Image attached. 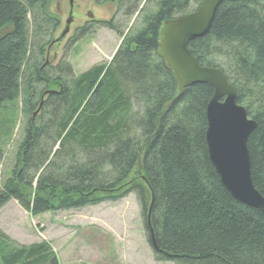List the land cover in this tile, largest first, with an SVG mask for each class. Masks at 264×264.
<instances>
[{
  "label": "trees",
  "instance_id": "16d2710c",
  "mask_svg": "<svg viewBox=\"0 0 264 264\" xmlns=\"http://www.w3.org/2000/svg\"><path fill=\"white\" fill-rule=\"evenodd\" d=\"M93 1L114 5L110 19L94 23L120 36L118 19L138 13L141 24L109 63L75 74L64 59L45 58L59 24L50 0H0V136L9 137L3 121L18 100L24 122L0 207L13 199L40 215L135 193L156 260L264 264V212L223 187L208 155L213 89L180 92L157 53L161 25L202 0ZM188 48L201 66L224 72L257 123L247 144L264 196V0L225 1ZM0 264L59 262L49 242L20 244L0 229Z\"/></svg>",
  "mask_w": 264,
  "mask_h": 264
},
{
  "label": "rangeland",
  "instance_id": "374dc122",
  "mask_svg": "<svg viewBox=\"0 0 264 264\" xmlns=\"http://www.w3.org/2000/svg\"><path fill=\"white\" fill-rule=\"evenodd\" d=\"M50 1L59 20L53 33V38H56L66 27L71 6L70 0ZM109 4L96 5L93 0H73L74 18L64 39L46 49L48 63L57 64L64 59L72 65L75 74L94 65L108 63L122 37L94 21L111 17L109 8H114V5ZM195 7L194 2L189 9ZM89 12L92 17L88 16ZM118 21L122 28L125 27L124 33L137 29L141 24L136 13ZM83 27L86 31L78 37ZM13 109L16 116L3 121V129L9 137L0 136V187L14 166L15 153L24 134L20 100L14 103ZM0 228L20 244L42 240L49 242L59 264H172L155 259L134 193L116 201L47 211L40 215H32L12 199L0 207Z\"/></svg>",
  "mask_w": 264,
  "mask_h": 264
},
{
  "label": "water",
  "instance_id": "95a60500",
  "mask_svg": "<svg viewBox=\"0 0 264 264\" xmlns=\"http://www.w3.org/2000/svg\"><path fill=\"white\" fill-rule=\"evenodd\" d=\"M225 1L202 0L194 12L164 22L158 54L173 71L180 92L194 84H207L213 89L206 107L205 140L210 161L221 184L234 198L264 212V196L252 180L247 144L257 123L237 103L235 89L226 75L218 68L201 66L188 48L191 41L208 33L216 11ZM71 20L67 19L57 41L65 37Z\"/></svg>",
  "mask_w": 264,
  "mask_h": 264
},
{
  "label": "flooded vegetation",
  "instance_id": "af4514ba",
  "mask_svg": "<svg viewBox=\"0 0 264 264\" xmlns=\"http://www.w3.org/2000/svg\"><path fill=\"white\" fill-rule=\"evenodd\" d=\"M88 26H89V25H88ZM51 46H52V45H51ZM51 46H50V47H51Z\"/></svg>",
  "mask_w": 264,
  "mask_h": 264
},
{
  "label": "bare ground",
  "instance_id": "6f19581e",
  "mask_svg": "<svg viewBox=\"0 0 264 264\" xmlns=\"http://www.w3.org/2000/svg\"><path fill=\"white\" fill-rule=\"evenodd\" d=\"M58 147V146H57Z\"/></svg>",
  "mask_w": 264,
  "mask_h": 264
}]
</instances>
